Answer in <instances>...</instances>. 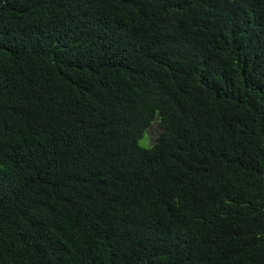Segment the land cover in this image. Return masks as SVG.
<instances>
[{
  "label": "trees",
  "instance_id": "1",
  "mask_svg": "<svg viewBox=\"0 0 264 264\" xmlns=\"http://www.w3.org/2000/svg\"><path fill=\"white\" fill-rule=\"evenodd\" d=\"M0 264H264V0H0Z\"/></svg>",
  "mask_w": 264,
  "mask_h": 264
},
{
  "label": "rangeland",
  "instance_id": "2",
  "mask_svg": "<svg viewBox=\"0 0 264 264\" xmlns=\"http://www.w3.org/2000/svg\"><path fill=\"white\" fill-rule=\"evenodd\" d=\"M150 127V128H149ZM143 133L142 137L138 140V145L141 148H149L154 143L155 137L158 134V127L153 121Z\"/></svg>",
  "mask_w": 264,
  "mask_h": 264
}]
</instances>
